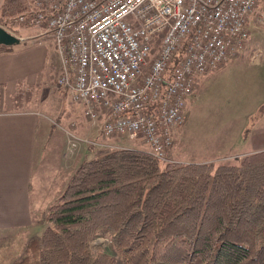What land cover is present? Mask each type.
I'll return each mask as SVG.
<instances>
[{"label": "trees", "instance_id": "trees-1", "mask_svg": "<svg viewBox=\"0 0 264 264\" xmlns=\"http://www.w3.org/2000/svg\"><path fill=\"white\" fill-rule=\"evenodd\" d=\"M27 2L3 0L0 21L30 15ZM170 154L161 162L140 149H103L83 161L14 264H118L92 249L98 234L121 264H264V151L234 164Z\"/></svg>", "mask_w": 264, "mask_h": 264}, {"label": "built area", "instance_id": "built-area-1", "mask_svg": "<svg viewBox=\"0 0 264 264\" xmlns=\"http://www.w3.org/2000/svg\"><path fill=\"white\" fill-rule=\"evenodd\" d=\"M57 42L68 89L93 125L101 114L106 138H127L167 162L172 130L184 122L185 101L200 76L238 56L258 0H36ZM24 17H20L23 20ZM166 33L158 58L147 59L156 33ZM72 76V80H70ZM67 155L97 146L67 133ZM92 147V146H91ZM128 149L129 147L126 146Z\"/></svg>", "mask_w": 264, "mask_h": 264}, {"label": "rangeland", "instance_id": "rangeland-1", "mask_svg": "<svg viewBox=\"0 0 264 264\" xmlns=\"http://www.w3.org/2000/svg\"><path fill=\"white\" fill-rule=\"evenodd\" d=\"M2 1L0 0V6ZM29 3L30 0L27 5ZM31 5V8L30 4L28 8L34 10V5ZM29 13L22 12L4 18L0 21V27L20 39L19 45L28 47L44 43L47 50L44 62V88L38 94L30 93L27 103H23L22 108V110L40 111L42 129L49 135L43 149L44 163L38 175H41L45 166L47 170L45 169L44 173L58 177L57 184H60V180H64L67 175L59 174L55 169L59 157L67 156L69 175L78 164L82 163V160H90L87 157L92 155L88 154L84 157L87 150L85 145H81L82 142L79 143L80 146H77L74 154H66L68 137L65 131L68 130L74 131V135L79 140L91 139L97 145H91L95 154L103 149H127L126 146L129 147L128 149L148 152L146 146L139 145L136 141L104 137L100 131L104 115L101 114L93 125L84 116L82 107L72 102L68 90L57 86L56 82L62 74V64L54 39L44 27L26 24L27 22L20 20L21 16L27 17ZM247 24L249 38L244 50L220 65L214 70L215 72L202 76L203 79L198 85L196 82V89L194 88L186 99L184 122L180 127L172 130L171 145L167 149H170L172 161L234 164L248 153L264 151V0H258L257 6L248 17ZM162 36H156L154 55L159 50ZM49 37L53 41L55 50ZM96 135L97 141L93 139ZM82 150L86 151L82 152ZM166 159L168 162L167 156ZM44 218L45 215L37 220L44 224ZM20 241L19 237L14 238L11 235L7 240L2 241L0 238V264H14L22 258L26 247L23 249ZM91 247L93 250L100 248L121 264L107 235L98 234Z\"/></svg>", "mask_w": 264, "mask_h": 264}, {"label": "crops", "instance_id": "crops-1", "mask_svg": "<svg viewBox=\"0 0 264 264\" xmlns=\"http://www.w3.org/2000/svg\"><path fill=\"white\" fill-rule=\"evenodd\" d=\"M50 42L54 47L51 39ZM55 54L58 56L56 51ZM46 56L44 43L0 47V235H3L0 238L3 241L10 239V235L19 237L23 249L31 238L39 236L46 228V223L41 224L37 219L58 201L76 170L74 168L69 175L68 158L62 156L55 169L67 177L60 180V184H57L58 177L44 173L47 170L44 165L38 175L49 135L42 129L41 112L22 108L30 93L38 94L44 88ZM203 77L198 79L197 85ZM93 139L97 141V135ZM85 147L84 157L89 154L92 156L87 158L91 159L94 149Z\"/></svg>", "mask_w": 264, "mask_h": 264}, {"label": "bare ground", "instance_id": "bare-ground-1", "mask_svg": "<svg viewBox=\"0 0 264 264\" xmlns=\"http://www.w3.org/2000/svg\"><path fill=\"white\" fill-rule=\"evenodd\" d=\"M33 5H34V10L32 11V13L30 14V15H28L27 17H25V16H21V17H24V19L23 20H21L22 22H27L26 24H30V25H33V26H37V27H44L45 28V30H46V32L47 33H49V34H51L52 35V37H53V39H54V42H55V46H56V50H57V52H58V54H59V57H61V55H60V53H59V49H58V46H57V42H56V39H55V37H54V34H53V32L50 30V29H48V27H47V24H46V22L45 21H43V22H40V23H35V22H33L32 20H31V17L35 14V13H37V12H41V13H43V14H45V15H48V13L50 12V10H49V7H43L42 9H39V7H37V4H36V0H33ZM257 6V5H256ZM255 6V7H256ZM255 9V8H254ZM253 9V10H254ZM248 21V20H247ZM248 25V24H247ZM248 28V27H247ZM159 36V35H163L161 38V43H160V46H159V50L156 52V54L154 55L153 53H154V48L156 47V41H155V43H154V45H153V47H152V49H151V51H150V57H148V59H147V63H148V66H150L153 62H154V60H156L157 58H158V55H159V52H160V49H161V46H162V43H163V40H164V38H165V35H166V33L164 32V31H162V33L161 32H158V33H156V36ZM21 43V42H20ZM230 59V58H229ZM60 61H61V59H60ZM227 61V60H226ZM225 61V62H226ZM225 62H223V63H221V64H219L218 66H217V68L220 66V65H222V64H224ZM216 68V69H217ZM216 69H214V70H216ZM213 70V71H214ZM210 72H212V71H210ZM210 72H208V73H210ZM207 74V73H206ZM205 75V74H204ZM204 75H202V76H204ZM202 76H200V77H202ZM199 77V78H200ZM199 78H197V80L199 79ZM70 80H72V76H70ZM197 80H196V82H197ZM196 82H195V84H196ZM194 88H195V85H194ZM62 89H66V88H62ZM66 90H68V89H66ZM194 90V89H193ZM193 92V91H192ZM68 93H69V91H68ZM70 94V93H69ZM191 95V94H190ZM189 95V96H190ZM188 98V97H187ZM67 133H70V134H72L73 136H75L74 135V131H72V130H68V131H65V134L67 135ZM68 137V136H67ZM76 137V136H75ZM120 138V137H119ZM157 158V157H156ZM159 160V159H158ZM161 161V160H160ZM163 162V161H162Z\"/></svg>", "mask_w": 264, "mask_h": 264}, {"label": "water", "instance_id": "water-1", "mask_svg": "<svg viewBox=\"0 0 264 264\" xmlns=\"http://www.w3.org/2000/svg\"><path fill=\"white\" fill-rule=\"evenodd\" d=\"M20 42H21L20 39L11 35L5 29L0 27V46L12 47L19 45Z\"/></svg>", "mask_w": 264, "mask_h": 264}]
</instances>
